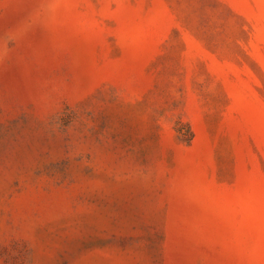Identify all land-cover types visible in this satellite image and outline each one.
<instances>
[{"label": "rangeland", "instance_id": "374dc122", "mask_svg": "<svg viewBox=\"0 0 264 264\" xmlns=\"http://www.w3.org/2000/svg\"><path fill=\"white\" fill-rule=\"evenodd\" d=\"M0 264H264V0H0Z\"/></svg>", "mask_w": 264, "mask_h": 264}]
</instances>
